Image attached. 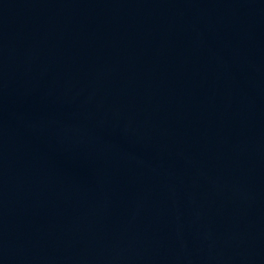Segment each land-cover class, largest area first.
I'll return each mask as SVG.
<instances>
[{"label": "water", "instance_id": "1", "mask_svg": "<svg viewBox=\"0 0 264 264\" xmlns=\"http://www.w3.org/2000/svg\"><path fill=\"white\" fill-rule=\"evenodd\" d=\"M0 264H264V0H0Z\"/></svg>", "mask_w": 264, "mask_h": 264}]
</instances>
